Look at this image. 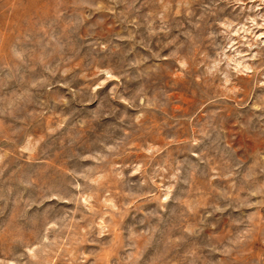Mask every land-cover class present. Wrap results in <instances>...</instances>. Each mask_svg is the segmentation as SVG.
<instances>
[{
    "label": "rangeland",
    "instance_id": "374dc122",
    "mask_svg": "<svg viewBox=\"0 0 264 264\" xmlns=\"http://www.w3.org/2000/svg\"><path fill=\"white\" fill-rule=\"evenodd\" d=\"M0 264H264V0H0Z\"/></svg>",
    "mask_w": 264,
    "mask_h": 264
}]
</instances>
